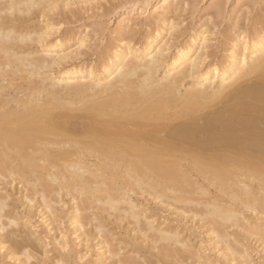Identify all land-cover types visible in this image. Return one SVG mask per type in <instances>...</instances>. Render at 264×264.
I'll return each mask as SVG.
<instances>
[{
  "label": "bare ground",
  "instance_id": "obj_1",
  "mask_svg": "<svg viewBox=\"0 0 264 264\" xmlns=\"http://www.w3.org/2000/svg\"><path fill=\"white\" fill-rule=\"evenodd\" d=\"M78 1L89 0H0V186L6 188L0 189V264H41L39 249L45 248V254L51 251L46 249L51 240L32 222L31 211L21 215L19 209L27 206L33 211L41 193L39 200L53 214L47 215L53 223L62 213L54 204L63 201L54 203L50 193L55 190L78 193L73 199L80 200L71 209L69 222L71 234L86 242L84 252L76 240L62 234L61 241L54 243L53 257L61 264H139V254L149 264H183L189 259L195 264L208 258L192 249L186 230L156 228L146 222L152 234L144 230L141 236L153 246L135 236L121 238L131 246L128 250L135 248L136 255L132 260L131 256L115 260L121 250L113 248V236L107 235L99 211L94 215L99 224L96 232L106 238L101 237L95 245L102 246L88 255L90 233L83 228L92 218L79 214L92 208L94 200L128 213L145 229L140 214L144 208L139 212L129 196L134 188L168 203L191 204V211L204 205L200 213L194 212L205 219L202 222L212 223L210 233L218 239L213 238L212 248L218 250L220 242L221 254L229 263L253 264L244 235L232 240L226 226L246 220L238 204L264 213V13H251L247 23L239 22L238 15L243 6L254 9L260 4L264 10V0H238L242 9L230 12L232 23L217 32L209 21L192 22L176 32L173 13L180 5L195 7L198 0H161L153 14L140 22L124 15L113 35L102 29L100 44L91 54L71 50L70 41L78 38L86 46L93 36L77 37L76 27H62L82 17L83 8L73 7ZM212 4L207 11L210 17H223L222 2ZM214 39L217 42L212 44ZM192 172L207 179L203 181L215 186L222 197L196 199L197 194L209 195L210 185L200 184ZM250 175L257 180L256 187L239 180ZM1 177L22 179L31 192L16 197ZM115 187L124 195L121 200ZM119 203L127 208L123 210ZM259 214L238 225L256 224L249 229L255 237L264 226ZM116 218L123 220L122 215ZM46 225L52 227L47 221ZM260 237L264 241V231Z\"/></svg>",
  "mask_w": 264,
  "mask_h": 264
},
{
  "label": "rangeland",
  "instance_id": "obj_2",
  "mask_svg": "<svg viewBox=\"0 0 264 264\" xmlns=\"http://www.w3.org/2000/svg\"><path fill=\"white\" fill-rule=\"evenodd\" d=\"M90 1H92L91 3H90ZM100 1V2H99ZM215 0H198V2L197 3H195V7H191V6H189V5H183V6H181L180 5V7L181 8H179L180 10H178V9H176L177 11H175L174 13H173V15H172V21H174L175 22V24H177V26L175 25V31L177 32V30L178 31H181V30H179V29H182L183 27H185V26H188L189 24H192V22L194 23V24H198V25H200V23H202L203 24V22L204 23H207L208 21V23H211L212 24V26H214L213 28H212V30H215V31H213V32H217L218 31V29L219 30H221V29H223L224 30V27H225V29H226V27L228 28V26H229V24H231L232 22L231 21H229L228 20V16L230 17V14L233 12V10L234 11H237V9H240L239 8V5H238V0H220L221 2H222V5H223V9H224V12H225V18H224V16L223 17H220L219 19L218 18H212V16L210 17V15H211V13L210 12H207V11H209L210 9H211V7L213 6V2H214ZM79 2H81V3H79ZM262 2V0H259V3H261ZM160 3H161V0H89V1H84V3L82 2V1H78L76 4L77 5H73V7L74 8H83L82 9V12H83V15H82V17H79V19H78V21H76V22H71L70 24H63L62 25V27H65V28H67V27H76L75 28V31L77 32V37H81L82 35L84 36L85 34L86 35H90L89 36V38L90 37H92V38H90V39H92V40H90L88 43V45H86V46H81L80 44H79V39L77 38L76 40L74 39H72L70 42H71V50H73V49H75L76 51L78 50V51H85L86 50V52L84 53V54H86L87 52H88V54H91V52L93 53V50L94 49H96L99 45H97V44H100V39L103 37L102 35V29H104L105 30V28H106V30H105V33H107V35L108 34H110V32L112 33L113 32V30L115 29V27H116V25H117V22L122 18V16H124V15H127V16H131V18H133L134 20H136L137 22H140V21H142V19H144V18H147V17H150L152 14H153V11H154V9L156 8V7H158L159 5H160ZM95 5H97V6H95ZM260 4H258V5H256L255 7H254V9L253 8H250V7H244L243 6V9L241 10V12L239 11V13H238V15H239V22L241 21V23L242 22H245V23H247V21H248V19H247V16L248 17H250V16H252V15H250L251 13L253 14H255V13H257L258 11L259 12H261L262 14L264 13V10L262 11L261 9H259V6ZM79 6V7H78ZM81 6V7H80ZM86 6V7H85ZM100 6V7H99ZM179 6V5H178ZM191 7V8H188V7ZM97 7V8H96ZM238 7V8H237ZM86 8V10L88 9V8H92V9H88V11H85L84 9ZM186 8H187V10H186ZM197 8V11L195 10V9ZM255 8H257L258 10H256ZM194 9V10H193ZM209 9V10H208ZM251 9H253V10H251ZM95 10V11H94ZM189 10V11H188ZM107 11V12H106ZM190 11H191V13H192V11H194V13L193 14H190ZM242 11H243V13H242ZM248 11V12H247ZM249 11H250V13H249ZM251 11H254V12H251ZM84 12H86V13H84ZM231 12V13H230ZM244 12L245 13H247V14H244ZM178 13V14H177ZM210 13V14H209ZM175 14H177L176 16H178V17H176L175 19H174V16H175ZM196 14V15H195ZM207 14H209V15H207ZM192 15V16H191ZM246 15V16H245ZM195 17H197L196 19H195ZM203 17V18H202ZM241 17V18H240ZM246 17V18H245ZM81 18V19H80ZM193 18V19H192ZM212 18V19H211ZM242 18H244V21H243V19ZM174 19V20H173ZM178 19V20H177ZM208 19V20H207ZM210 19V20H209ZM215 21H214V20ZM216 19H218V20H220V21H218V20H216ZM224 19H226V20H224ZM247 19V21H245ZM74 20H76V19H74ZM138 20H140V21H138ZM214 22H212V21ZM224 20V21H223ZM176 21H178L177 23H176ZM200 21V22H199ZM206 21V22H205ZM228 21L229 22H231V23H228ZM216 22H218V23H216ZM73 23V24H72ZM178 23H179V25H178ZM181 23V24H180ZM187 24V25H186ZM216 24V25H215ZM69 25V26H68ZM185 25V26H184ZM228 25V26H227ZM215 26H216V28H215ZM218 26H219V28H218ZM97 27H98V29H97ZM182 27V28H181ZM96 30H95V29ZM138 28H139V26H138ZM215 28V29H214ZM216 29H217V31H216ZM174 31V32H175ZM98 32H100V33H98ZM98 33V34H97ZM100 34H102V35H100ZM114 33H112V35H113ZM106 35V34H105ZM98 36V37H97ZM99 36H100V38H99ZM102 36V37H101ZM216 37V35L214 34L212 37L213 38H215ZM95 40H97V41H95ZM99 40V41H98ZM215 40V41H214ZM214 40H212L213 42H212V44L213 43H215V42H217V39H214ZM90 42H91V47H90ZM98 42V43H97ZM210 43L209 44H211V41H209ZM93 43H95V44H93ZM95 45V46H94ZM97 46V47H96ZM91 49H89V48ZM213 48H210L209 50H212ZM74 50V51H75ZM88 50H90V51H88ZM87 54V55H88ZM89 61L88 62H91V58H89L88 59ZM81 64H82V62H81ZM91 160H92V158H91ZM195 173V172H194ZM192 174V178H194V179H199V180H197L198 182H200V184H203V185H205V184H207V185H210L209 186V190H210V194L209 195H205L204 196V194H197V195H195V198L196 199H200L201 201H206L207 200V197H209V196H213V197H216L217 195L219 196V197H222L221 195H219V193L217 192L218 190L216 189V187L215 186H211V184H209V183H207L208 182V180L207 179H205L204 177H202L201 178V176H198V175H195V174H193V172L191 173ZM250 176H252V175H250ZM248 177V176H246V177H244V176H241L240 177V179L239 180H241V178H242V180H244V182H246V183H250V184H252L253 186L255 185V187H256V185H257V180L255 179V177L254 176H252V177ZM2 178V181H4L5 183H8L7 184V187H8V189H9V187H10V189H9V192L10 193H13L16 197L18 196V197H21V196H23V194L25 195V193L26 194H29V192H31V190H30V187L27 185V184H25V182H23L22 181V179L20 180L19 178H17V179H15L14 181H12V179H10V178H8V177H1ZM203 178H204V181H207V182H204L203 181ZM249 180H248V179ZM250 179H251V181H250ZM253 181V182H252ZM202 182V183H201ZM12 183V184H11ZM53 183V182H52ZM254 183V184H253ZM256 183V184H255ZM54 184H55V182L53 183V184H51L52 185V187H56L57 185H55L54 186ZM56 184H57V182H56ZM5 188V186H4V184H1V186H0V189H1V192L3 191V189ZM14 188V189H13ZM57 188V187H56ZM6 189V188H5ZM4 189V191H6ZM12 189V190H11ZM115 189L117 190V187H115ZM113 190V191H115V192H117V191H119V190H121L120 188L116 191V190ZM135 189V188H134ZM134 189L131 191V192H129V196H130V198H131V200L133 201V203H135V204H137V206H139V208H138V211L140 212L141 211V209L142 208H144V210L142 209V211L140 212V214L141 213H143V214H141V216L142 215H144L143 217H142V224L143 223H145L144 225H145V229H144V227H142L141 226V228H140V226H137V225H141V224H138L139 222H137V221H135V219L134 218H132L128 213H118V212H116V211H114L113 209H110L109 207L107 208V206H109L108 204H105L104 205V203L101 205V202L99 203H97L95 200L92 202L93 204H92V208H87V209H83V210H81L80 211V214L79 215H81V214H84V215H87V216H89L90 217V219L91 220H89V222L90 223H87V225H85L84 226V228H83V230L85 229V231H87V232H89L90 234H88V238H90V246L92 247H90V250L92 249V252L91 251H89V254L88 255H91L92 253H93V251L95 252L96 250H98L99 248L97 247V246H102V245H98L102 240V238H103V240H105V238L106 237H103L104 235L103 234H99L100 232H99V230H97V232H96V229H97V226L99 225L98 223H97V219L95 218V214L98 212V215L100 216L101 215V217H103V219H105L104 221H105V225H106V227H108V228H105L104 229V231H106V232H108L107 233V235L108 234H111L110 236L112 237V241H113V248H119L120 250H121V252H119L120 253V255H121V257H118V258H115V260H117V259H125V260H127L126 258H128V257H130L131 256V258H129V260L131 259L132 260V258L134 259V255H136V253L135 252H133L134 251V249L135 248H132L133 249V251L132 250H128V248L129 249H131V246H127L126 245V243H122V242H124L123 240L125 239V238H127L128 236H135V238L137 237L138 239V241H139V239L140 240H143L141 243L142 244H144V242H145V244L144 245H148L149 244V242H150V245H148L149 247H152L153 246V244H152V241H147V243L148 244H146V240L144 239L145 237L143 236H141V235H143L144 234V232L148 229V227H150L149 225H147L148 223H153L154 224V227H156V228H166V226H167V228L168 227H177V228H179L180 230H186V231H183V232H187V233H185V235L184 236H186V235H189V237H186V238H190L188 241H190V243H192L194 246H193V250L194 251H197L199 254H203V255H208L207 257V259L206 258H202V259H205V260H202V261H199V262H197V263H195V264H237V262H232V263H229V260L228 259H226L225 257H223L222 256V254H221V251H220V246H221V244L222 243H220V242H218L217 244H219V249L217 250H215L214 248H212L213 247V244H215L217 241L216 240H218L216 237L217 236H215V234L213 233L214 231L211 229L212 227V223H210V221L208 220V222H207V220H206V223L208 224H206L205 223V221H203L202 222V220H205V219H203L202 217H201V215L200 214H196L194 211L196 210V209H198L199 210V212L198 213H200L201 211V208H202V206H204V205H199L200 207L199 208H196L195 210H188V209H190V205L191 204H188V206H187V204H184L183 205V203H179V202H171L170 200L171 199H169V203L167 202L168 201V199L167 198H165V199H167V200H161L162 198H157L156 199V197H155V195L154 194H150V193H148V191L146 192V191H144V192H142L143 190L142 189H139V188H136L135 190H137L138 189V191H134ZM12 192H11V191ZM28 190V191H27ZM30 190V191H29ZM139 190H142V191H139ZM15 191V192H14ZM21 191V192H20ZM24 191V192H23ZM134 191V192H133ZM16 192H17V194H16ZM113 193L115 196H117L116 194L117 193ZM22 193V194H21ZM60 190L59 191H57L56 192V190L53 192H51L50 194H51V196H53L52 198H53V201H55L54 203H56V200L57 199H59V200H63L60 204L62 205H59V200L57 201L58 202V204H54V206L56 205V207L57 208H59V210L60 209H62V210H60V211H62V213L61 212H59L60 213V215H61V217H59L58 218V220H56V221H53V223H52V219H51V216L50 215H53L52 213H50L51 211H49V210H47V208H45V205H44V201L42 200V201H40L39 199H42L41 198V193H39V194H37L36 195V202H35V209L33 208V211L30 209V207L29 208H27V206H21L20 207V209H19V211H20V213H21V215H22V213H25V214H27V212L28 213H30V211H31V213H32V222H34L39 228V230L40 231H42V235L43 236H49V239L51 240V244H49L48 245V247L46 248V249H51V251L50 252H48L47 254H45V253H43L44 252V249L45 248H42V249H39V251H40V253H39V251H38V257H39V259H40V262H41V264L42 263H46V264H48L47 263V261H48V258H53L54 256H55V251L56 250H54L55 249V244L54 243H56L57 241H61V239H60V237L61 238H63V236H64V234H67L68 235V237H70V239L73 241H75V243H77V244H79L81 247H83V246H85V248H86V242L83 240V238L80 240V239H77L76 238V236H74V234H71L72 233V230H73V226H71L72 224L69 222V215H70V213L72 212V210H73V208L77 205V201H79L80 200V198H79V200H78V197L76 198V201L73 199L74 198V196H76L78 193L77 192H74V191H72V192H68V191H66V190H64L62 193H61V195H60ZM68 193V194H67ZM71 193H74V195L73 194H71ZM118 193H120L121 194V196L120 195H118V196H120V197H118V199H122V196L124 197V195L119 191ZM53 194V195H52ZM71 194V195H70ZM76 194V195H75ZM112 194V195H113ZM21 195V196H20ZM55 195V196H54ZM101 195H103V198H104V200H106L105 198H106V196L102 193ZM113 195V196H114ZM60 196V197H59ZM62 196H63V198H62ZM86 195H82V197L84 198ZM114 196V197H115ZM154 196V197H153ZM205 198H204V197ZM224 196H227L228 197V195H226V194H224ZM244 196H246V195H244ZM59 197V198H58ZM80 197V196H79ZM81 197V198H82ZM117 197H116V199H117ZM227 197H224V198H226L227 199ZM245 198V197H244ZM73 199V200H72ZM25 200V199H24ZM40 201V202H39ZM26 202H27V200H26ZM41 202H42V204H43V206H42V204H41ZM94 202H96V203H94ZM39 203V204H38ZM121 203V202H120ZM119 203V205H121V207H122V209L123 210H125L126 208L124 207V206H126V204H124V203H122V204H120ZM147 203H149V204H147ZM168 203V204H167ZM171 203H172V205H171ZM32 204V203H31ZM75 204V205H74ZM73 205V206H72ZM91 204H89V206H90ZM147 205V206H146ZM171 205V206H170ZM58 206H60V207H58ZM102 206V207H101ZM149 206H151L150 208H149ZM192 206V205H191ZM91 207V206H90ZM100 208V209H99ZM141 208V209H140ZM237 208H239L241 211H242V213H243V216H244V219H246V220H242L243 222H251V221H253L254 220V217H255V215L257 214H259L256 210H258V209H256V210H252V208H249V207H245V205H242V204H238V206H237ZM72 209V210H71ZM99 209V210H98ZM102 209V210H101ZM106 210V211H103V210ZM140 209V210H139ZM147 209V210H146ZM108 210V211H107ZM153 210V211H152ZM157 210V211H156ZM183 210H185V212H182ZM48 211V213H46L45 214V212H47ZM71 211V212H70ZM83 211V212H82ZM86 211H87V213H92L91 215H88V214H86ZM85 212V213H84ZM96 212V213H95ZM146 212V213H145ZM183 213V217L182 216H180L179 217V215H182V213ZM94 213V214H93ZM179 213H181V214H179ZM48 214H50L49 215V217L47 216ZM103 214V215H102ZM156 214V215H155ZM158 214V215H157ZM194 214V215H193ZM92 215L94 216V217H92ZM107 216L108 217V220H107V217H105V216ZM118 215L119 216H123V220H119V219H117L116 217H118ZM200 215V216H199ZM148 216V217H147ZM259 216L260 217H262V220H261V224L263 223V225H264V213H260L259 214ZM147 217V218H146ZM48 220H47V219ZM46 219V220H45ZM134 219V220H133ZM50 220V221H49ZM107 220V221H106ZM117 220V221H116ZM143 220H146V221H144L143 222ZM148 220V221H147ZM150 220V221H149ZM46 221H47V224H48V222L49 223H51V225H52V227H54V228H52V227H49L48 225H46ZM121 221V222H120ZM140 222H141V220H140ZM146 222H147V224H146ZM164 222V223H163ZM239 222H241V221H239ZM239 222L238 223H236V224H232V223H230V224H227V228H226V230H227V233H229L230 234V237H232V240H234L235 238H238L237 236H238V234L239 233H242L244 236H243V238H244V243L246 244V245H248V246H250L251 247V249H252V255H253V257H254V262H256V264H264V244H262V243H264V241H263V239H262V237H260V236H262V233H263V231H264V226H262L263 227V230H262V228L259 230V229H257L258 230V232L260 233L259 234V236H258V232H256V228H254L255 230V232L257 233V234H255L256 236L254 237V235H251V234H249V233H251L252 231H250L249 229H251V227L253 228V227H257V225L256 224H252V225H254V226H251L250 224H249V226L250 227H247L248 226V224H243L244 226H245V228H248V230L249 231H247V229H245L244 227H243V225L242 224H240V225H238L239 224ZM243 222H241V223H243ZM98 225H97V224ZM136 223H137V225H136ZM163 223V224H162ZM104 224V223H103ZM108 224V225H107ZM156 224V225H155ZM161 225V226H158V225ZM205 224V225H204ZM236 225H238V226H236ZM138 227V229H137V227ZM162 226H164V227H162ZM49 227V229L47 230V228ZM129 229H127V228ZM170 227V228H171ZM243 227V228H242ZM110 228H111V230H110ZM147 228V229H146ZM183 228V229H182ZM209 228H210V230L211 231H213V232H211L210 233V230H209ZM51 229H53V230H51ZM109 229V230H108ZM52 231V233H51V231ZM128 230V231H127ZM136 230V231H135ZM141 231L140 232V234H139V232L138 231ZM143 230V231H142ZM145 230V231H144ZM246 230V231H245ZM251 230H253V229H251ZM254 231H253V233H254ZM111 232V233H110ZM114 234H113V233ZM124 232H129L130 233V235H124V234H126V233H124ZM143 232V234H141ZM245 232V233H244ZM48 233V234H47ZM94 234V236L92 235V234ZM132 233H133V235H132ZM136 235H135V234ZM138 233V234H137ZM146 233H148V234H152V233H150V231L149 230H147L146 231ZM214 235H213V234ZM62 234H63V236H62ZM113 234V235H112ZM214 236H212V235ZM98 235H100V236H98ZM116 237H115V236ZM124 235V236H123ZM182 236H183V233L181 234ZM190 235H191V237H190ZM217 235V234H216ZM237 235V236H236ZM250 235V236H249ZM97 238H96V237ZM122 236V237H121ZM258 236V237H257ZM100 237V238H99ZM102 237V238H101ZM119 237V238H118ZM212 237V238H211ZM260 237V238H259ZM118 238V239H117ZM121 238H123V240L121 239ZM143 238V239H142ZM213 238H214V240L216 241V242H214V240H213ZM257 238V239H256ZM97 239V240H96ZM121 239V240H120ZM209 239V240H208ZM212 239V240H211ZM100 242H99V241ZM80 241V242H79ZM82 241H83V243H82ZM121 241V242H120ZM193 241V242H192ZM211 241V242H210ZM263 241V242H262ZM92 242V243H91ZM96 242H98V244L97 245H95L96 244ZM118 242H120V243H118ZM140 242V241H139ZM202 242V243H201ZM117 243V244H116ZM189 243V242H188ZM190 243H189V245H190ZM198 243H200V244H198ZM213 243V244H212ZM54 244V245H53ZM116 244V245H115ZM159 245H160V243H158ZM192 244H191V246H192ZM79 245H77L78 246V248H80L81 249V247L79 246ZM155 245V244H154ZM157 245V244H156ZM155 245V246H156ZM159 245H157V246H159ZM108 246V245H107ZM118 246V247H117ZM196 246V247H195ZM202 248H201V247ZM217 246V245H216ZM58 248L59 247H62V245H59V246H57ZM95 247V248H94ZM171 247H174V248H181L182 246L180 245V244H177V245H172ZM195 247V248H194ZM218 247V246H217ZM97 248V249H96ZM109 248V247H108ZM123 248V249H122ZM83 249V251L84 252H86V249H84V247L82 248ZM43 250V251H42ZM119 250V251H120ZM202 250V251H201ZM206 250V251H205ZM129 251H131V252H129ZM155 251V249L153 250V252ZM201 251V252H200ZM219 251V252H218ZM42 252V253H41ZM83 252V253H84ZM125 252V253H124ZM156 253L158 252V250H156L155 251ZM204 252H206V253H204ZM91 253V254H90ZM130 253V254H129ZM108 254V253H107ZM133 254V255H132ZM48 255V257H46ZM88 255H86L85 257H86V261L90 258V256H88ZM108 255H110V253L108 254ZM41 256H43L45 259H46V262L44 261L45 259L43 258V257H41ZM137 256H138V259H137ZM136 256V262L139 260V264H149V262L147 261H145L144 262V257L143 258H141V255L139 254V255H137ZM149 256V255H148ZM151 256V255H150ZM85 257H84V259L82 260V262L84 261L85 262ZM123 257V258H122ZM51 258L49 259L50 260V264H61L60 263V261H59V259H58V257H57V259H54L55 261H52L51 260ZM142 259V260H141ZM146 260V259H145ZM144 263H143V262ZM12 263H14L15 261L14 260H12L11 261ZM52 262V263H51ZM253 262V264H255ZM15 263H17V262H15ZM122 263V262H121ZM170 263V262H169ZM168 263V264H169ZM136 264H138V262L136 263ZM159 264H163V263H159ZM164 264H167V263H164ZM170 264H175V263H170ZM183 264H192V260H185L184 261V263Z\"/></svg>",
  "mask_w": 264,
  "mask_h": 264
}]
</instances>
